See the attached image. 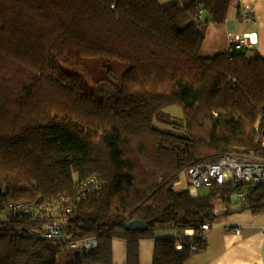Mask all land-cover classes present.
<instances>
[{"label":"trees","instance_id":"trees-1","mask_svg":"<svg viewBox=\"0 0 264 264\" xmlns=\"http://www.w3.org/2000/svg\"><path fill=\"white\" fill-rule=\"evenodd\" d=\"M233 1L0 0L1 197L73 205L0 217V264H115L119 238L124 264H141L143 239H154L152 264H186L205 247L201 225L236 189L194 197L175 184L228 151L260 150L264 133V57L203 53L206 25L224 23ZM249 191L243 208L264 210V184ZM52 218L68 241L99 245L45 239ZM134 219L148 228L128 229ZM163 228L182 233L156 236Z\"/></svg>","mask_w":264,"mask_h":264},{"label":"built area","instance_id":"built-area-1","mask_svg":"<svg viewBox=\"0 0 264 264\" xmlns=\"http://www.w3.org/2000/svg\"><path fill=\"white\" fill-rule=\"evenodd\" d=\"M252 45V38L236 35L231 39L230 50L249 48ZM258 142L260 145V150L258 151L232 150L224 153L216 162L190 167L187 172L192 195H197L198 188L202 186L212 187L214 185L231 184L236 189L237 197L246 202L250 192L249 187L264 184V133L259 136ZM94 180L93 178L88 183ZM1 191L2 189L0 188V213L5 215L18 211L28 212L34 210L37 212L56 213L58 209L67 212L73 210V205L69 199L62 204V207L58 206V200H55L53 204H40L26 200L5 202L1 197ZM211 227L210 222L203 223L200 228V235H204ZM227 229H230V227H227ZM234 230L240 233L242 229L236 226ZM195 234V229H186L184 232L186 236ZM43 237L48 240L66 242L71 250L88 251L99 245L98 238L93 235L82 236L68 241L63 226L55 218L44 224ZM187 243L185 237L179 238L176 241V247L182 250ZM190 247L193 251L197 249L195 244H191Z\"/></svg>","mask_w":264,"mask_h":264},{"label":"crops","instance_id":"crops-1","mask_svg":"<svg viewBox=\"0 0 264 264\" xmlns=\"http://www.w3.org/2000/svg\"><path fill=\"white\" fill-rule=\"evenodd\" d=\"M159 1L164 3L170 0ZM236 35L252 38L253 45L249 48L258 51L264 57V0H234L224 23L210 22L206 25L203 53L211 55L227 51L231 47V39ZM198 195L197 192L195 197ZM232 203L233 200L226 205ZM242 203L244 205L246 202ZM216 204L218 207L219 203ZM253 213L263 214L264 210ZM236 226L231 225L230 229L226 227L210 229L204 233L205 247L196 252L186 264H264V231L250 233L238 226L242 230L236 233L234 230ZM145 240L147 239L141 241V250ZM114 261L117 264L115 253ZM141 264L152 262L146 259Z\"/></svg>","mask_w":264,"mask_h":264},{"label":"rangeland","instance_id":"rangeland-1","mask_svg":"<svg viewBox=\"0 0 264 264\" xmlns=\"http://www.w3.org/2000/svg\"><path fill=\"white\" fill-rule=\"evenodd\" d=\"M169 112H171L177 121L182 120L183 110L180 106H169ZM189 176L187 171H183L180 180L175 184L176 189L191 188L189 186ZM197 192L200 195H204L210 192V187L202 186L198 188ZM233 203L226 205L222 202L219 203L218 207L215 209L216 217L213 221H209L212 225V229L227 228L233 226H241L244 230L254 233L259 230L264 231V213L255 214L251 209H244L242 201L237 197L236 194L232 196ZM216 202V203H217ZM5 214L0 213V217H5ZM181 234L182 231L174 228H163L156 230V236H172L176 234ZM237 233V232H236ZM114 253L117 264H124L126 261V241L123 239H116L113 243ZM125 249V250H124ZM153 251H154V239H147L143 242V247L141 250V262H145L146 259L149 262L153 261Z\"/></svg>","mask_w":264,"mask_h":264},{"label":"water","instance_id":"water-1","mask_svg":"<svg viewBox=\"0 0 264 264\" xmlns=\"http://www.w3.org/2000/svg\"><path fill=\"white\" fill-rule=\"evenodd\" d=\"M195 197V195H192ZM127 228L130 230L144 231L148 228V224L141 219H134L127 224Z\"/></svg>","mask_w":264,"mask_h":264},{"label":"bare ground","instance_id":"bare-ground-1","mask_svg":"<svg viewBox=\"0 0 264 264\" xmlns=\"http://www.w3.org/2000/svg\"><path fill=\"white\" fill-rule=\"evenodd\" d=\"M99 240V239H98ZM76 251H78V250H76Z\"/></svg>","mask_w":264,"mask_h":264}]
</instances>
